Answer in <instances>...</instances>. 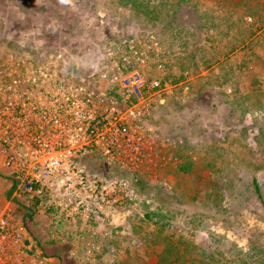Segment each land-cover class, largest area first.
<instances>
[{"label":"rangeland","instance_id":"rangeland-1","mask_svg":"<svg viewBox=\"0 0 264 264\" xmlns=\"http://www.w3.org/2000/svg\"><path fill=\"white\" fill-rule=\"evenodd\" d=\"M0 60L79 74L178 161L133 182L80 143L88 181L130 182L106 203L1 148L0 264H264V0H0Z\"/></svg>","mask_w":264,"mask_h":264},{"label":"built area","instance_id":"built-area-1","mask_svg":"<svg viewBox=\"0 0 264 264\" xmlns=\"http://www.w3.org/2000/svg\"><path fill=\"white\" fill-rule=\"evenodd\" d=\"M93 95L81 87L79 74H58L38 62L21 65L0 60V154L6 146L22 148L46 175L97 191V199L106 203L111 191L132 196L130 182L125 178L88 181L82 168L69 159L80 143L95 147L130 181L162 177L178 164L174 144L150 131L140 111L116 118L108 112L113 107L98 104L100 96Z\"/></svg>","mask_w":264,"mask_h":264},{"label":"trees","instance_id":"trees-1","mask_svg":"<svg viewBox=\"0 0 264 264\" xmlns=\"http://www.w3.org/2000/svg\"><path fill=\"white\" fill-rule=\"evenodd\" d=\"M107 163L106 162H104V163H98V170H100L102 167H104V166H107L106 165ZM108 166H110V167H112V168H114L116 171L118 170V168L115 166V165H111V164H108ZM183 171H185V169L183 168L182 169ZM119 172V171H118ZM119 174V173H118ZM133 182H136V181H133ZM168 257H167V254H165V252L163 251L162 252V256H159V258L157 259V261H158V263L159 264H176L177 262H182V261H184L183 260V257H177V259L174 261V262H168L167 263V261L166 260H168L167 259ZM178 264V263H177ZM181 264V263H180Z\"/></svg>","mask_w":264,"mask_h":264}]
</instances>
